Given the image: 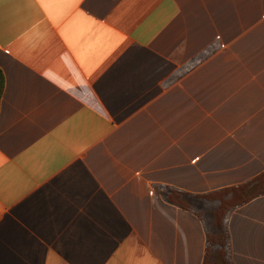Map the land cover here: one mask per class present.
<instances>
[{"label": "crops", "instance_id": "1", "mask_svg": "<svg viewBox=\"0 0 264 264\" xmlns=\"http://www.w3.org/2000/svg\"><path fill=\"white\" fill-rule=\"evenodd\" d=\"M0 72V264H203L155 187L264 171V0H0ZM228 228L264 264V196Z\"/></svg>", "mask_w": 264, "mask_h": 264}, {"label": "trees", "instance_id": "2", "mask_svg": "<svg viewBox=\"0 0 264 264\" xmlns=\"http://www.w3.org/2000/svg\"><path fill=\"white\" fill-rule=\"evenodd\" d=\"M214 43L190 59L168 80H178L205 61L217 49ZM0 96L3 75L0 72ZM155 191L171 205L197 217L203 224L207 241L203 264H235L232 259L229 218L234 210L264 196V171L238 185L226 187L206 194H192L171 186H156Z\"/></svg>", "mask_w": 264, "mask_h": 264}, {"label": "water", "instance_id": "3", "mask_svg": "<svg viewBox=\"0 0 264 264\" xmlns=\"http://www.w3.org/2000/svg\"><path fill=\"white\" fill-rule=\"evenodd\" d=\"M0 85H1V77H0Z\"/></svg>", "mask_w": 264, "mask_h": 264}]
</instances>
